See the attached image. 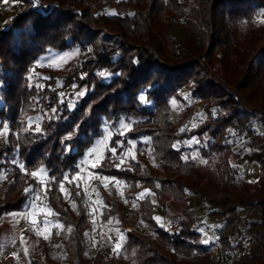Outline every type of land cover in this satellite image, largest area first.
Masks as SVG:
<instances>
[{
  "label": "trees",
  "instance_id": "obj_1",
  "mask_svg": "<svg viewBox=\"0 0 264 264\" xmlns=\"http://www.w3.org/2000/svg\"><path fill=\"white\" fill-rule=\"evenodd\" d=\"M13 1L26 3L25 0ZM27 1L31 9L23 21L21 17L14 18L0 28V66L7 70L5 74L0 72V118L11 128L9 145L5 146L0 141V172L6 174L0 189V214L23 210L25 201L32 194L26 191L27 184L36 188L38 182L36 178L28 179V176L45 168L49 180L55 179L51 190L47 187L42 194L47 196L48 206L57 213L64 226L60 233H53L52 241L61 254L51 256L46 251L42 260L32 259V264H82L88 214L81 206L74 209L65 202L59 184L66 173L73 175L77 172L75 165L78 159L102 137V118L108 121L133 119L129 139L136 140L140 136L151 138L161 172L156 183L137 161H133L132 168H117L110 152L97 170L105 176L124 181L128 185L127 190L136 191L140 185L147 189L146 197L139 200L143 213L141 219L154 230L164 246L152 238L129 233L124 248L133 263L208 264L205 257L210 249L203 245L199 232L191 233L185 223L178 232H170L159 226L156 213L159 207L163 213H174L179 209L188 215L190 205H187L186 198L190 195L202 196L203 184L209 179L206 173L214 172L211 161L202 162L221 153V148L225 147L221 144L225 130L218 129V124L221 123V128L234 124V121L221 118L225 111L243 109L247 112V107L252 106L264 112V45L254 48L249 43L246 47L241 40L244 24L255 8H264V0H123L119 4L130 5L134 12L126 17L120 13L116 16H95L86 5V0H49L37 6L31 0ZM178 21H182L184 33L180 39L169 30ZM21 25L28 28L26 38L31 40V44L26 39L13 40V31ZM101 34L103 37H100ZM257 34L264 39V25L247 32L251 36L249 41H254ZM21 35L19 33L18 36ZM164 38L168 39V44L164 43ZM129 42L135 47L137 44L134 43L140 44L137 54H130ZM171 47L173 59L165 54L166 48ZM48 48L77 49L84 58L67 77H62L61 86L57 85L56 79L46 80L51 81L48 88L52 89L45 95L55 105L61 99V92L73 89V94L85 93L80 96L84 101L75 105L73 110L67 109L69 114L57 119L58 126L42 124L41 131L30 133L22 118L36 115L40 99L35 97L36 94L33 97L31 93H21V84L33 69L38 56ZM256 56H259L257 66L249 72V66L253 67L248 62L249 57ZM100 72L111 76V79L102 83L105 77H101V83L95 86L96 75ZM236 74L241 76V80L232 88L236 83ZM116 80L119 83L113 85ZM89 84L95 89L88 91ZM119 87L121 91L115 93ZM185 88L191 89L194 99L203 101L209 122L215 120L218 123L211 132L214 142H207L209 150H204L202 146L201 158L186 162L183 150L173 147L174 136L176 132H181L188 139L197 135L198 131L187 132L185 128L193 118L194 105L188 107L183 118L188 119L187 122L180 121L176 125L169 121L171 100L182 99L180 91ZM100 92L106 94L104 99H97ZM120 94L121 97H118ZM247 117L245 120L249 124L253 122L254 118ZM70 137L75 140L73 149L68 155H58L55 148L62 140L63 145L68 146L66 142ZM119 139V136L115 137L109 148H116L121 154L123 149L117 145ZM17 155L19 161L16 160ZM190 156H187L188 159ZM248 159L259 164L262 176L254 183L244 182L240 186L235 178L237 172L228 159L225 163H218V168L225 170L223 180L215 179L212 185L230 202L224 204L232 206L226 211L232 214L228 213L225 217L217 236L225 251L233 250L235 226L241 218L239 213L253 209L248 214L245 232L251 235L252 242L258 244L262 252L237 264H264V144ZM20 163H24L25 168L21 169ZM152 195H155L158 206L152 201ZM102 197L106 205L102 217L108 220L117 214L123 202L118 201L115 193L109 195L102 191ZM233 197L238 202H232ZM242 199L251 202L244 205ZM254 215L258 218L252 219ZM236 233L237 238L244 234L241 230ZM44 247L46 249L47 244L44 243ZM169 248L177 250L179 256L175 257Z\"/></svg>",
  "mask_w": 264,
  "mask_h": 264
},
{
  "label": "rangeland",
  "instance_id": "obj_2",
  "mask_svg": "<svg viewBox=\"0 0 264 264\" xmlns=\"http://www.w3.org/2000/svg\"><path fill=\"white\" fill-rule=\"evenodd\" d=\"M31 1L34 2V6L39 5L42 1L45 3L49 2V0ZM66 1L69 2L70 0ZM121 1L123 0H86V5L95 16H116L118 13L124 17L132 16L134 14L132 7L128 4H119ZM25 2L24 4L13 0L0 1V28L7 25L10 21H13L14 18L21 17V21H23L25 14L31 9L29 1L25 0ZM260 25H264V8H255L249 21L246 22L242 28L241 40L244 44L243 46L248 47L249 43H252L250 46L259 48L264 45V39L260 34H257V38L251 42L249 41L251 36L247 35L250 29ZM19 28L13 31V40L26 39L27 42L31 44V40L26 38V30L28 32V28H25L24 25H21ZM182 29V21H178L173 26L169 27V30L173 32L178 39L184 36ZM19 33H22L21 37L18 36ZM100 37H103L102 34ZM164 43L168 44L167 38H164ZM134 45H136V47L129 42L128 46L130 47L131 55L138 53L136 49L140 50L138 46L140 44L134 43ZM36 46L39 47L38 45H35V47ZM166 49L165 54L169 56V59H173L174 53L172 52V47ZM83 58L84 55L82 56L79 50H73L71 48H48L38 56L33 64V69L25 76V80L22 82L20 89L21 93H31L33 97L36 94L35 97L38 96V100L40 99V109L36 115H29L22 118L23 125L30 133H37L36 128L42 127V124L50 125V127L58 126L59 122L57 119L59 117H66L69 114L67 109L73 110L75 105L77 106L83 103L84 100H81L77 93H71L73 89H70L68 92H61L64 95L55 105L52 104L50 97L45 95L47 91L52 89L48 88L51 81L45 82L46 80H50V78L56 79L58 81L57 85L61 86L62 77H67L73 68L82 62ZM258 60L259 56L249 57L248 62L253 65V67L249 66V72L255 69ZM203 63L205 65L207 64L204 58ZM9 68H12V66H9ZM0 72L5 74L7 70L3 68V66H0ZM103 77H105V81H102L100 75H96L95 86L100 84L101 81L104 83L111 79L109 75ZM235 79L236 83H233L232 88L239 83L238 81L241 80V76L236 74ZM117 83H119L118 80H116L113 85ZM95 86L91 88V84H89L88 91L95 89ZM119 91H121L120 87L115 93H119ZM43 93L44 95L42 96ZM121 95L122 94L118 97H121ZM97 96V99L100 100L104 99L106 94L100 92ZM180 97H182V99L173 98L171 100L172 114L169 117V121L176 125L180 121L187 122L188 119L185 118L183 120V118L185 117L188 107L194 105L195 112L193 118L191 121L187 122L185 128L187 132H198L197 135H194L190 139H188V137H183L181 132H176V136H174V145L176 149L183 150L184 157L191 155L190 159H184L185 162L188 160H198L202 156V146L203 149L207 151L209 150L207 142H214L213 139H211V132L217 127L218 123L215 122V120L209 122L204 111L203 101L194 99L191 95L190 88H185L183 91H180ZM61 100L64 102L61 103ZM93 103L94 102H91V105H94ZM53 108L56 109V113L52 112ZM247 108H249L247 112L243 109L238 112H233V110L228 109L222 115L221 118H226L232 122L234 121V124L227 128H221V123L218 124V129L225 130V137L223 142H221L225 147L221 148V153L214 154V156L212 155L208 160L202 162L211 161L210 166L213 168L214 172L206 173L209 179L208 182L203 184L201 197L199 195H190L186 198V201H188L187 205H190V213L186 215L179 209L174 213H163L160 211L159 207L156 213V220L159 226L166 228V230L170 232H178L183 223L188 227L189 223L194 221L193 216H195L201 228L204 229L203 232L199 231L202 241L204 239L209 240L208 244L202 242L204 246L210 249V253L205 257L208 264H237L239 261L249 256L258 255L262 252L261 247L252 242L253 239L251 235L245 232L248 225V214L251 213L253 209L244 210L239 213L241 218L237 222L235 228L236 232L241 230L244 234L237 238L238 235L235 232L232 239L233 250L225 251V247L222 244H217V230L220 231L222 229L225 217L232 214L231 212H228L229 214L226 213V211L232 209V206L224 204L230 202L223 194L217 193L212 185L216 180H220L221 182L223 180V171L225 172V170L223 167L218 168L219 161L225 163L228 159L230 166L237 172L235 178L239 186L244 182L254 183L262 176L259 164L248 158L258 152L259 147L264 144V112L258 111V109L256 110L252 106ZM246 116H248L247 119L254 118L253 122L249 124V122L245 120ZM102 121L103 125L100 130L102 132V137L98 139L94 145L86 149L83 156L78 159L75 165L77 172L73 175L66 173L65 175L68 177L67 180L64 179V175L60 184H64L66 191L61 193L65 202L70 204L72 208L77 209L78 206H81L88 214L89 223L85 239V250L81 255L82 264H109L110 262L113 264H134L131 260V256L127 254L124 248L129 233L135 232L141 237L152 238L155 242L164 246L159 241L154 230L141 219L143 213L140 208L139 200L146 197L148 193L147 189H143L142 185H140L136 191L127 190L128 185L124 181L116 177L105 176L97 170L102 167L103 161L107 158V153L110 152L115 166L119 165V167L123 168H132L133 161H137L141 168L147 169L148 175L158 183V179L161 176L159 163L155 159L150 137L140 136L136 140L129 139L132 123L134 122L133 119L126 120L125 118H115L112 121H108L102 118ZM5 123L9 126L8 122L0 118V141L7 146L9 145L8 141L11 128H5ZM250 128L251 131L249 130ZM118 136L120 137L118 142H123V146L120 147L123 151L121 154L116 151L114 157L109 145L112 140ZM73 141L75 140H73L72 137L68 138L66 142L68 146H64V140H62L61 144L55 148V152H58V155H68L70 150L73 149ZM129 141H131V144ZM226 145L228 146L226 147ZM126 153L127 155H125ZM121 157H123V162H121ZM16 160H20L18 155L16 156ZM93 164L96 166L93 167ZM37 173H39L37 177H33V175L30 174L28 179L29 177L36 178L37 181H43V183L37 182L36 188L33 187L34 185L27 184L26 191H30L32 194H30L28 200L25 201L23 210L20 212H3L0 214V264H32V259L38 261L42 260L46 251L51 256L61 254L56 250L57 246L52 241L53 233H60L64 229V226L59 221L57 213L48 206L47 196L42 194V192L47 190V187L51 190L54 180H49L48 171L45 168ZM77 176L79 179H74V177ZM5 177L6 174L0 172V189ZM103 177H108L109 179L104 180ZM220 186H222V184ZM102 191L109 195L115 193L118 197V201L123 202V205L118 208L117 214L108 220L102 217L104 208L106 207L102 197ZM144 193L146 194L141 195ZM37 195H39V200L36 199ZM151 197L156 203V206H158L155 195ZM237 200L236 197L231 199L232 202H236ZM242 201L244 205L251 202L249 199H242ZM222 213H224V215ZM257 218L258 216L254 215L252 219ZM33 220L36 221L35 224L32 223ZM45 221H47V223H45ZM44 243L47 244L46 249ZM169 249L175 257L179 256L180 253L177 250L173 248Z\"/></svg>",
  "mask_w": 264,
  "mask_h": 264
},
{
  "label": "snow or ice",
  "instance_id": "obj_3",
  "mask_svg": "<svg viewBox=\"0 0 264 264\" xmlns=\"http://www.w3.org/2000/svg\"><path fill=\"white\" fill-rule=\"evenodd\" d=\"M99 75H100L101 77H103L105 74H104V72H100ZM84 94H85L84 92H80V93H78V96H81V97H82ZM60 95H61V97H63L64 94H63V93H60ZM140 99H143V97H140ZM63 102H64V101L61 100V103H63ZM52 112H53V113H56V109L53 108V109H52ZM4 127H5V128L8 127L7 123L4 124ZM36 131L39 132V131H40V128L37 127V128H36ZM181 131H183V129H182ZM129 143L131 144V141H129ZM122 146H123V142H122V141H121V142H118V147H122ZM173 147L175 148V145H174ZM116 151H117L116 148H113V149H112V153H113V156H114V157H115V155H116ZM125 155H127V153H126ZM184 159L187 160L188 157L185 156ZM121 162H123V157H121ZM205 163H206V161H205ZM95 166H96V165L93 164V167H95ZM19 167H20L21 169H23V168H25V164H24V163H20V164H19ZM117 168H119V165H117ZM32 175H33V177H37V176L39 175V173H37V172H33ZM52 179L54 180L55 177H53ZM64 179H65V180L68 179L67 175H65ZM74 179H77V180H78L79 177H78V176H77V177H74ZM103 179H104V180H108L109 178H108V177H103ZM38 183H43V181H38ZM78 186H79V185H78ZM60 191H61V192H65V191H66V189L64 188V184H63V183L60 184ZM145 194H146V193L141 194V195H145ZM36 199L39 200V195L36 196ZM32 223L35 224L36 221L33 220ZM45 223H47V221H45ZM197 231L203 232L204 229L199 228V229H197ZM202 242L205 243V244H208V243H209V240H208V239H204Z\"/></svg>",
  "mask_w": 264,
  "mask_h": 264
},
{
  "label": "built area",
  "instance_id": "obj_4",
  "mask_svg": "<svg viewBox=\"0 0 264 264\" xmlns=\"http://www.w3.org/2000/svg\"><path fill=\"white\" fill-rule=\"evenodd\" d=\"M193 220H194V221H191V222L189 223L188 229H189V231H190L191 233L199 232V231H197V229L201 228V225H199V223H198V221L196 220V217H195V216H193ZM205 226H206V224H205ZM210 232H211V231H210ZM217 244L221 245L219 242H218Z\"/></svg>",
  "mask_w": 264,
  "mask_h": 264
},
{
  "label": "crops",
  "instance_id": "obj_5",
  "mask_svg": "<svg viewBox=\"0 0 264 264\" xmlns=\"http://www.w3.org/2000/svg\"><path fill=\"white\" fill-rule=\"evenodd\" d=\"M152 198V197H151ZM152 201H153V199H152ZM154 202V201H153ZM154 204H156L155 202H154ZM166 229V228H165Z\"/></svg>",
  "mask_w": 264,
  "mask_h": 264
}]
</instances>
